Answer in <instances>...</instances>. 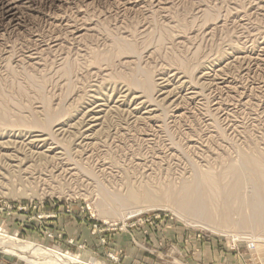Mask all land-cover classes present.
I'll return each instance as SVG.
<instances>
[{
  "label": "rangeland",
  "instance_id": "1",
  "mask_svg": "<svg viewBox=\"0 0 264 264\" xmlns=\"http://www.w3.org/2000/svg\"><path fill=\"white\" fill-rule=\"evenodd\" d=\"M9 81L0 232L105 264H264V177L232 174L264 168V0H0Z\"/></svg>",
  "mask_w": 264,
  "mask_h": 264
},
{
  "label": "bare ground",
  "instance_id": "2",
  "mask_svg": "<svg viewBox=\"0 0 264 264\" xmlns=\"http://www.w3.org/2000/svg\"><path fill=\"white\" fill-rule=\"evenodd\" d=\"M143 20V19H142ZM119 46V45H118ZM117 47V46H116ZM120 47V46H119ZM122 47V46H121ZM124 47V46H123ZM118 48V47H117ZM121 49V48H118ZM124 49V48H123ZM68 69V68H67ZM28 75V74H27ZM29 80L28 82H31L30 80L32 76H28L27 77ZM26 78V80H27ZM12 80V79H11ZM37 80V79H36ZM35 81V80H34ZM38 81V80H37ZM10 82V81H9ZM8 82V83H9ZM14 82V80L12 81ZM10 82L7 87L8 89H14V84ZM36 82V81H35ZM7 83V82H5ZM4 83V85H5ZM16 83V81H15ZM17 84V83H16ZM19 85V84H18ZM32 85V84H31ZM26 86V85H25ZM4 87V88H7ZM10 87V88H9ZM13 87V88H12ZM17 87V86H16ZM22 87V86H21ZM32 87V86H31ZM35 87H39V89H43L42 86L40 85H35ZM34 88V87H33ZM20 89V88H19ZM26 89V88H25ZM38 89V90H39ZM2 90V89H1ZM7 90V89H4ZM23 90V89H22ZM20 90V91H22ZM0 118L1 119H6V114L8 111V109H10V105L13 106V104L11 102L14 101V99L19 98L18 101H20V97L22 95L25 94V92H17V88L14 89V91L12 90H8L7 92H10L5 94L2 93V91H0ZM27 94V93H26ZM27 96V95H26ZM15 97V98H14ZM18 97V98H16ZM25 97V95L23 96V98ZM22 98V97H21ZM17 101V102H18ZM16 102V101H15ZM14 103V102H13ZM19 104H21L19 102ZM18 105V104H16ZM25 105V103H24ZM28 105V104H27ZM9 106V107H8ZM23 106V105H21ZM15 107V106H13ZM16 109V108H14ZM18 109V106H17ZM22 110V108H21ZM50 110V109H49ZM90 110V109H89ZM91 111V110H90ZM87 114V113H86ZM90 114V113H89ZM13 115V114H12ZM10 116V115H9ZM82 117V116H81ZM8 118V117H7ZM4 119V120H5ZM7 120V119H6ZM1 121V120H0ZM3 121V120H2ZM1 121V122H2ZM6 122V121H5ZM85 124V123H84ZM89 124V122H88ZM83 125V123H82ZM80 126V125H79ZM78 135V134H77ZM88 136V135H87ZM83 138V137H82ZM239 165V164H238ZM229 167V166H228ZM231 171V170H230ZM244 173L249 176L251 178V181L256 180L257 183H260L261 181H263L262 179H258L257 176L261 175V177H264V168H263V164L255 159H251V158H245L244 161H242V163L236 167L234 169V171H232L233 176L235 177H240L241 174L244 175ZM226 176V175H225ZM247 178V177H246ZM245 178V179H246ZM212 181H215V179L212 177L211 178ZM232 179V178H231ZM233 180V179H232ZM244 180V178H243ZM238 181V179H237ZM241 181V179H240ZM236 182V181H235ZM233 180L234 185H236L237 183H235ZM221 183V182H220ZM226 183V182H224ZM230 183V182H229ZM246 183V182H245ZM252 184V183H251ZM256 184V183H255ZM192 185V186H191ZM204 182L200 181L199 179H194L192 184H190L188 187H197V188H201L203 187ZM238 185V184H237ZM243 185V184H242ZM229 186V185H228ZM231 186V184H230ZM229 186V187H230ZM241 186V185H240ZM248 186V185H247ZM264 186H262L263 188ZM258 188V187H256ZM225 189V188H224ZM244 189V188H243ZM260 189V187H259ZM258 190V189H257ZM225 191V190H223ZM262 191V190H260ZM257 192V191H256ZM264 192V191H262ZM190 208V207H189ZM196 208V207H195ZM193 208L194 210H197ZM199 208V207H198ZM193 210V211H194ZM201 209L197 210V213L200 211ZM191 212H193L192 210H190ZM196 213V211L194 212ZM195 215V214H194ZM256 218L252 219V222H257L255 221ZM262 225H264V221L259 222ZM252 224V223H251ZM255 224V223H254ZM254 226V225H251ZM260 226V225H258ZM260 226V227H261ZM248 227V226H247ZM255 227V226H254ZM250 228V227H249ZM264 228V226H263ZM211 229V227H210ZM212 230V229H211ZM214 230V229H213ZM0 231H2V229H0ZM0 249H2L4 252L6 253H14L16 255H18L19 257H21L27 264H105L101 261H98L96 259L90 258V257H83L82 255L79 254H72L70 252H64L62 250H60L58 247H45L40 245L39 243H37L36 241H18V239L15 236H10L7 233L5 234V232H0Z\"/></svg>",
  "mask_w": 264,
  "mask_h": 264
},
{
  "label": "crops",
  "instance_id": "3",
  "mask_svg": "<svg viewBox=\"0 0 264 264\" xmlns=\"http://www.w3.org/2000/svg\"><path fill=\"white\" fill-rule=\"evenodd\" d=\"M134 253H135V252H132V255L137 257V259L134 261V264H139V262H138V257H143V256H141V254H139V252H136L135 254H134ZM136 257H135V258H136ZM139 259H141V260H140L141 262L144 261V259H142V258H139ZM130 261H131V260H126V261H125L124 263H122V264H131Z\"/></svg>",
  "mask_w": 264,
  "mask_h": 264
}]
</instances>
